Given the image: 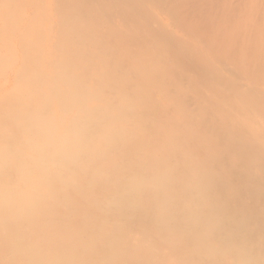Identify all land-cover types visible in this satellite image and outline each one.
I'll list each match as a JSON object with an SVG mask.
<instances>
[{"label":"bare ground","instance_id":"bare-ground-1","mask_svg":"<svg viewBox=\"0 0 264 264\" xmlns=\"http://www.w3.org/2000/svg\"><path fill=\"white\" fill-rule=\"evenodd\" d=\"M121 10L114 125L47 146L20 140L40 171L17 164L16 181L0 167V185L15 184L0 208L59 215L44 225L56 232L42 257L53 264H264V0H122ZM211 55L220 60L203 62Z\"/></svg>","mask_w":264,"mask_h":264},{"label":"rangeland","instance_id":"rangeland-1","mask_svg":"<svg viewBox=\"0 0 264 264\" xmlns=\"http://www.w3.org/2000/svg\"><path fill=\"white\" fill-rule=\"evenodd\" d=\"M121 6L122 0H0V167H10L9 179H22L17 164L25 166L26 175L40 171L32 168V161L28 165L24 153L34 147L20 146L23 139L34 136L39 145L47 146L49 142L78 139L76 129L114 125L108 120L114 118L119 104L114 86L122 83L119 71L124 47L120 34L127 28ZM220 48L221 60L211 55L205 61L202 58L203 62L226 60L228 53ZM108 63L115 66L108 69ZM113 102L116 104L111 105ZM37 126L45 129L35 130ZM61 149L74 151L76 147ZM14 186L0 185V193ZM46 198L51 204L49 195ZM8 199L17 201V196ZM44 214L40 207L28 209L20 203L0 208V251L4 255L0 252V264L5 258L6 264H33L35 258L39 264H53L42 257L51 248L46 238L56 232L50 233L44 225L57 222L59 215L46 221ZM36 218L40 221L34 222ZM21 222L35 227L18 232L16 226ZM32 231L40 239L28 247L22 240L31 238ZM59 248L55 253H65L64 245Z\"/></svg>","mask_w":264,"mask_h":264}]
</instances>
